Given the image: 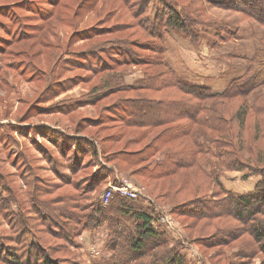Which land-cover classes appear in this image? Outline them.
Masks as SVG:
<instances>
[{
  "label": "rangeland",
  "instance_id": "obj_1",
  "mask_svg": "<svg viewBox=\"0 0 264 264\" xmlns=\"http://www.w3.org/2000/svg\"><path fill=\"white\" fill-rule=\"evenodd\" d=\"M217 1L223 2L146 1L147 17H140L138 24L139 19L135 21L128 8L138 0H0V171L10 193L20 195L23 212L36 225L37 215L32 213L27 196L32 187L46 190L41 197L44 203L61 206L58 214L63 212L66 220L55 215V223L37 225L41 247L51 258L63 257L60 264H99L110 257L108 246L113 239L107 230L86 228L80 222L75 224V219L70 222L68 215H73L75 208L70 205L72 200L63 203L64 198L75 197L81 177L91 184L99 182L81 193L80 203L86 208L103 206V194L123 182L137 188V198L132 200L151 207L155 217H169L170 226L161 224L159 228L168 236L169 247L180 244L179 250L190 264H264V255L247 227L232 216L223 195L224 191L237 195L253 192L262 180L264 136L251 104L255 100L264 104V85L244 97L208 103L217 104L227 120L241 105H249L250 110L242 129L246 147L241 155L247 165L241 172L218 173L220 188L209 178L206 154L195 155L199 169L191 163L167 173L159 171L166 154L195 152L191 139L207 130L181 117L185 110L182 102L174 104V112L180 114L177 119L161 121L164 115L152 111V105L157 106L154 100L186 101L182 92L165 85H158L159 89L135 86L146 79L144 72L166 83L157 53L176 71L177 81L213 93L246 81L253 58L264 64V25L255 18L259 7L237 1L232 6L216 5ZM166 6L190 24L182 34L163 32L161 44L146 31L144 22L147 18L152 22L157 10L166 13ZM160 35L157 31L154 36ZM122 40L129 41L126 50ZM130 59L135 63H129ZM108 81L112 82L109 88ZM122 83L128 88L122 89ZM140 100L148 101L149 107L140 106ZM182 125L186 134L167 136ZM8 136L12 137V155L24 154L35 179L15 168L19 161L2 146V138ZM88 142L95 147L97 159L85 156L92 150ZM116 197L120 198L113 193L109 203ZM11 208L16 212L15 205ZM37 209L47 217L45 207ZM209 212L215 216L205 217ZM11 223L0 214L3 236H8ZM73 228L79 229L78 233L71 236V242L64 241ZM3 241L0 239V264H11L16 258L32 261L26 246L14 256L4 247L12 244ZM101 258L105 259L99 262Z\"/></svg>",
  "mask_w": 264,
  "mask_h": 264
},
{
  "label": "trees",
  "instance_id": "obj_2",
  "mask_svg": "<svg viewBox=\"0 0 264 264\" xmlns=\"http://www.w3.org/2000/svg\"><path fill=\"white\" fill-rule=\"evenodd\" d=\"M151 2L153 0H138L137 2H133L132 6H128L129 10L133 13L132 16L135 21H137L140 17H147V2ZM237 4H243L249 7L250 4H255L258 8L255 9L256 19L259 23L264 25V3L258 2L255 0H223L217 1L216 5L223 6H232L231 4L236 2ZM244 1V2H243ZM123 2V1H122ZM124 3V2H123ZM249 4V5H247ZM168 7V6H166ZM261 8V9H260ZM242 9V8H241ZM258 10V11H257ZM247 12L245 10H242ZM251 15L254 13L248 11ZM142 19V18H141ZM138 20V24L139 21ZM144 22V21H142ZM190 24V21H184V18L179 17V14L175 12L173 8L168 7L166 13L158 12L154 15L152 22L147 18L144 22L145 27L151 37H157L156 39L161 42L162 33L166 31H174L181 34L185 32V25ZM159 31L161 33L160 36H154L155 33ZM119 41V40H118ZM126 44H124L123 49H127L129 47V41L122 40ZM162 44V42H161ZM122 48V47H121ZM158 58L160 62V66L163 68L164 77L161 82L160 79L155 77L156 75H151L147 72L142 81H139L135 86L141 85L145 88L159 89L158 85H165L170 88H174L177 91L182 92L186 99L183 100H154L156 105H152V111L155 113H160V115H164L161 121H169L173 119H177V112H174L175 107H177L176 103L182 102L184 105V111L181 117H186L187 120L192 123L194 126L204 127L207 131L201 134V136L194 137L191 139V143L195 149V152L189 154L187 151H180L172 154H166L163 158V161L160 163L161 168L160 172H170L176 167H184L189 164H195V166L199 169L195 155H203L206 154L208 160L206 164L211 169V173L209 178L213 180L218 188L222 185L219 181V175L221 172L225 171H238L241 172L244 170L245 160L241 155L242 147H246V139L242 129L244 127V121L247 115L250 113L248 110L249 105L244 104L241 105L240 109H237L236 112L232 113V119L227 120L222 117V113L218 110L217 104L208 105V103H212L215 100L221 99V101L227 102L228 100L234 97H241L248 94H251L254 90L264 85V64L260 62L259 59L253 58L251 60L250 66L247 68L246 73L250 74L246 81L240 84L238 87L227 86V88L221 93H213L211 89L196 86V84L183 83L181 81H177L176 71L168 66L167 62L165 63L163 57L160 59L159 53ZM127 60V58H124ZM129 63H135L133 59L128 60ZM260 63H258V62ZM108 69V68H107ZM113 76V73L110 74ZM165 78V79H164ZM112 80V78H111ZM122 82V81H121ZM107 87L111 85L112 82H107ZM128 88L123 85L122 89ZM143 88V89H145ZM195 101L193 104L191 101ZM148 101L140 100L137 103H140V106L145 107L146 105H150L147 103ZM162 102L164 104H162ZM224 103V102H223ZM220 104V103H219ZM252 115L257 119V127H260L264 136V104L255 100L251 104ZM159 106H161L159 108ZM157 107V108H156ZM262 108V109H261ZM249 112V113H248ZM247 113V114H246ZM168 115V116H167ZM147 127L153 124H144ZM187 129L184 125L177 127L175 132L171 131L168 137H173L179 135L186 134ZM214 133L217 136H211L207 133ZM242 134L244 138L242 137ZM1 138V136H0ZM12 137L2 138L3 147L6 150V153L13 158L15 161H19V166L15 168L23 170L22 172L25 177L26 173L28 176H31L32 180L35 179L34 172L28 162V159L24 156L23 153L13 154V150H10ZM201 138L202 142L198 144V139ZM86 143V142H85ZM88 148H91L90 154H85V156L94 157L97 159L99 155L95 147L88 142ZM210 146V148H209ZM251 150V149H250ZM252 151V150H251ZM255 164H258L260 160L255 159ZM81 165V164H80ZM219 166V169L217 167ZM173 168V169H172ZM158 171V173H159ZM204 173V172H203ZM250 173H253L250 171ZM204 175H206L204 173ZM248 175V174H247ZM262 176V180L257 183L254 187L253 192H248L246 194H234L231 191H224V198L226 196L227 202L230 204L229 211L232 216H234L238 221L242 222V224L249 230L251 237L254 243L258 247V251H260L264 255V170L260 172ZM246 174L244 179H246ZM102 178V177H101ZM99 179V178H97ZM76 182V188L78 190L75 197L72 199L64 198V202L67 200H72L70 205H73L75 208L74 214L70 213L72 219H75L74 223L80 222L82 226L86 228H99L104 227L109 235L112 236L113 243L108 246V252L110 253V257L108 260H103L105 258H101L99 264H190L187 262L183 254H181L179 247L180 244H175L172 247L168 246V236L158 230L154 229L151 223L156 220V217L153 215V209L151 207L144 208L142 205L134 202L131 198L116 197L112 202L106 205H98L94 207L95 204L91 206L82 205L80 201H83V195L81 194L85 189L91 190L95 187L99 182L98 180L95 183H89L87 178L81 177ZM0 214L5 217L7 221H13L14 223L9 224V234L8 236H3L0 231V239L2 242L5 240L6 243L4 247L10 249L9 254L14 256L17 255L18 250H22L23 247H27L26 250L31 252L32 261L30 262V258L25 261V259L16 258V260L10 261L11 264H60L63 261V257L57 255V257L51 258L49 253L45 248H42L43 242L39 237V231L37 225L45 224L46 222H54V216L57 215L61 221L66 220L65 214L60 213L61 206H52L47 203H44L42 200V196L44 195L46 190H42L41 187H32L31 191L27 193L28 198L30 199V206H32V213L36 216V223L30 218L29 215H25L22 210L21 204L23 200L19 197L18 194L10 193L8 182L4 175L1 174L0 171ZM7 194L6 197L2 198L1 195ZM17 194V192H16ZM29 194V195H28ZM23 196V195H22ZM26 197V195H25ZM19 200H18V199ZM24 198V197H23ZM78 198V199H76ZM82 199V200H81ZM21 203H20V202ZM11 204L15 205L16 212L11 208ZM59 205V204H58ZM37 206L45 207L48 211L47 217L43 213H41ZM90 209V211L88 210ZM63 210V209H62ZM84 210V211H83ZM80 214V216H79ZM206 214V213H205ZM211 214V215H210ZM76 215V217H75ZM198 215V214H197ZM49 216V217H48ZM215 215L213 213H207L205 217L211 218ZM203 217V216H202ZM63 219V220H62ZM79 220V221H78ZM68 222V221H67ZM16 224V225H15ZM117 224V225H116ZM123 227L122 231L120 228ZM65 231L69 230L68 227H65ZM32 229H35L33 232ZM79 229L70 230L71 235L69 237H63L64 241L71 242V236L78 233ZM38 232V233H37ZM75 232V233H74ZM9 238V239H8ZM3 245V244H2ZM9 246V248L7 247ZM253 246V250H255ZM13 250V251H12ZM33 251V252H32ZM57 252V249H54ZM250 254V253H249ZM253 255V253L251 254ZM66 259V258H65ZM7 261V260H6ZM75 263V262H74ZM96 264V263H95Z\"/></svg>",
  "mask_w": 264,
  "mask_h": 264
},
{
  "label": "built area",
  "instance_id": "obj_3",
  "mask_svg": "<svg viewBox=\"0 0 264 264\" xmlns=\"http://www.w3.org/2000/svg\"><path fill=\"white\" fill-rule=\"evenodd\" d=\"M113 193H117L119 196L122 197H128L131 199L137 198L138 189L134 186H131L130 184L123 182L122 184H119V186H113L110 188V190H107L102 197L103 205H106L109 203L111 198L113 197ZM159 217L157 219L156 224H167L170 226V219L167 215H157ZM98 253V251L96 252Z\"/></svg>",
  "mask_w": 264,
  "mask_h": 264
},
{
  "label": "crops",
  "instance_id": "obj_4",
  "mask_svg": "<svg viewBox=\"0 0 264 264\" xmlns=\"http://www.w3.org/2000/svg\"><path fill=\"white\" fill-rule=\"evenodd\" d=\"M151 225H152V227H153L154 229H156V230H158L159 232H162V233H163V231L161 230V228H159V227L157 226V224H155V220L151 223Z\"/></svg>",
  "mask_w": 264,
  "mask_h": 264
}]
</instances>
